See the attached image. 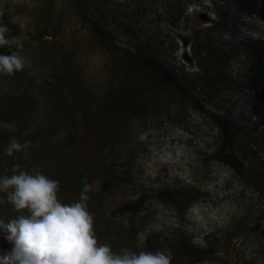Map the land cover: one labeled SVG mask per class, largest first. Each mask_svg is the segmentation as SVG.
<instances>
[{
	"label": "rangeland",
	"instance_id": "374dc122",
	"mask_svg": "<svg viewBox=\"0 0 264 264\" xmlns=\"http://www.w3.org/2000/svg\"><path fill=\"white\" fill-rule=\"evenodd\" d=\"M0 27V54L25 61L0 74V153L27 144L0 176L39 172L61 203L87 188L98 243L117 254L172 257L184 240L202 264H264V0H0ZM136 55L191 77L189 96ZM16 215L5 198L0 218Z\"/></svg>",
	"mask_w": 264,
	"mask_h": 264
},
{
	"label": "clouds",
	"instance_id": "9594fccd",
	"mask_svg": "<svg viewBox=\"0 0 264 264\" xmlns=\"http://www.w3.org/2000/svg\"><path fill=\"white\" fill-rule=\"evenodd\" d=\"M6 31L0 27V46L10 42ZM24 67L19 55L0 54V74L14 75ZM26 147L12 139L4 154L12 157ZM59 189V181L19 166L13 167L12 175L0 176V194H4L0 203L6 198L17 213L7 221L0 218V237L11 245L10 251H0V264H171V254L164 251L137 254L124 249L117 254L98 243L86 204L87 188L73 203H61Z\"/></svg>",
	"mask_w": 264,
	"mask_h": 264
},
{
	"label": "trees",
	"instance_id": "16d2710c",
	"mask_svg": "<svg viewBox=\"0 0 264 264\" xmlns=\"http://www.w3.org/2000/svg\"><path fill=\"white\" fill-rule=\"evenodd\" d=\"M99 13L105 14L103 11ZM118 26L123 32H131L132 34H136L134 29L127 21H118ZM94 30L106 38V36H111V32L105 31L102 27L98 25V23L93 24ZM141 47H139V50ZM136 61L144 68V70L151 77V82L157 86L169 88L183 96H189L190 87L193 86V79L185 75L183 72L180 74L174 70L169 69L165 66L158 55H152L145 57L143 55H136ZM184 79V80H183ZM16 105L9 104L7 108L13 112L16 109ZM15 114V113H13ZM16 115L14 119H16ZM218 128L221 131V135L223 140H227L229 131L225 126V119H218L217 122ZM1 148V147H0ZM4 149H2V153H0V157L4 154ZM228 166L233 168L236 167V158L232 154H228L224 156L223 159ZM1 194L0 196H3ZM175 252L172 256L171 264H202L207 258V251L203 249H199L198 247L193 246L189 242L184 240L178 241L175 246Z\"/></svg>",
	"mask_w": 264,
	"mask_h": 264
}]
</instances>
